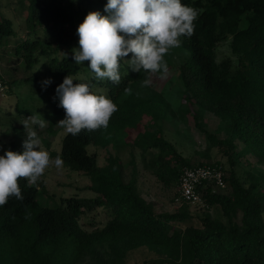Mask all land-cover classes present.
<instances>
[{
    "label": "trees",
    "instance_id": "trees-1",
    "mask_svg": "<svg viewBox=\"0 0 264 264\" xmlns=\"http://www.w3.org/2000/svg\"><path fill=\"white\" fill-rule=\"evenodd\" d=\"M109 1L130 6L129 22L141 39L177 43L188 51L179 66L186 102L227 118L231 131L264 160V0ZM27 3V37L14 44L13 53L22 58L24 69L41 62L49 74L71 79L72 90L54 112L59 122L75 126L63 136L57 157L89 177L88 188L95 196L42 204L40 179L10 174L0 164V264H99L103 251L110 264H122L128 250L141 246L156 253L143 264H264V180L245 185L233 166L225 170L217 162L207 163L222 167L225 187L206 189L203 202L219 206L225 220L204 215L198 226L181 227L176 223L188 215L155 213L137 190L135 170L129 180L123 179L118 156L108 154L100 166L87 151L89 143L106 146L160 105L155 100L147 107L141 99L130 98L127 89L146 85L164 71L168 50L151 54L140 46L137 66L113 59L118 14L113 9L94 45L112 55L100 61L102 53L96 51V56L81 58L73 49L83 26L71 10L74 1ZM15 36L11 20L2 18L0 48ZM226 38L230 54L217 60L216 49ZM61 47H67L66 55L58 57ZM80 73L84 78L75 77ZM209 139L232 146L227 139ZM151 146L156 177L164 185H178L182 167L193 164L168 152L160 130L151 137ZM98 210L104 213L101 220Z\"/></svg>",
    "mask_w": 264,
    "mask_h": 264
},
{
    "label": "rangeland",
    "instance_id": "rangeland-1",
    "mask_svg": "<svg viewBox=\"0 0 264 264\" xmlns=\"http://www.w3.org/2000/svg\"><path fill=\"white\" fill-rule=\"evenodd\" d=\"M73 1L71 10L83 23L79 40L73 46L81 58L96 56V51L102 53L100 61L103 56L112 55L108 49L94 45L103 35L101 29L105 17L113 9L118 13L112 34L116 39L111 42L113 59L125 64L131 61L137 66L139 57L136 51L140 46L151 54L161 48L168 50V64L164 71L152 75L146 85L133 84L127 89L130 98L141 99L147 107L152 106L155 100H159L160 105L153 108L151 114L144 115L135 127L115 135L106 146L89 143L88 153L96 156L100 166L105 164L108 154L118 156L125 181L135 170L137 190L155 213L188 215L186 221L175 226H198L200 217L204 215L225 220L219 206L180 201L176 199L178 185L173 182L164 185L156 177L151 137L160 130L168 152L176 159H186L191 164L217 162L225 170L233 166L245 185L256 179L264 180V160L231 131L227 118L203 110L196 103L186 102L179 66L189 53L183 46L177 43L154 44L141 39L134 31V23L129 22L130 6L121 2ZM27 6V0H0V21L2 18L10 19L16 31V36L0 48V76L4 87L0 91V164L10 174L22 173L31 181L40 179L45 189L39 196L42 204L52 205L70 196L93 197L95 194L88 188L91 183L89 177L82 171L64 166L57 157L63 136L75 126L74 123L62 124L54 112V107L61 106L68 91L72 90L71 79L66 81L49 74L41 62L29 70L24 69L22 58L13 53L14 44L27 37L24 22ZM228 41L226 38L219 43L217 60L230 54ZM66 51L67 47H61L57 56H65ZM77 76L84 78L83 73ZM209 135L227 139L232 146L215 145ZM98 211L97 219L101 220L104 213ZM262 217L264 221V211ZM155 256V252L141 246L128 250L122 264H143ZM100 258L99 264L112 263L106 251L101 252Z\"/></svg>",
    "mask_w": 264,
    "mask_h": 264
},
{
    "label": "built area",
    "instance_id": "built-area-1",
    "mask_svg": "<svg viewBox=\"0 0 264 264\" xmlns=\"http://www.w3.org/2000/svg\"><path fill=\"white\" fill-rule=\"evenodd\" d=\"M3 84L0 82V91H3ZM224 170L220 165L193 164L184 166L178 177V195L180 201L186 203H202V194L206 189L215 191L217 188H224Z\"/></svg>",
    "mask_w": 264,
    "mask_h": 264
}]
</instances>
